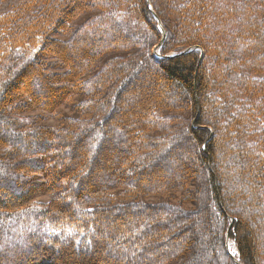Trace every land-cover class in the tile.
I'll return each mask as SVG.
<instances>
[{"label": "trees", "instance_id": "1", "mask_svg": "<svg viewBox=\"0 0 264 264\" xmlns=\"http://www.w3.org/2000/svg\"><path fill=\"white\" fill-rule=\"evenodd\" d=\"M128 2L0 18V264H264V0Z\"/></svg>", "mask_w": 264, "mask_h": 264}, {"label": "rangeland", "instance_id": "2", "mask_svg": "<svg viewBox=\"0 0 264 264\" xmlns=\"http://www.w3.org/2000/svg\"><path fill=\"white\" fill-rule=\"evenodd\" d=\"M23 1L24 0H0V18L5 16L8 11L15 9ZM41 3H42V0H39V5ZM133 3H134V0H129L127 7H125L124 10H126L129 7V5L131 6ZM153 51L155 54H157L159 52L157 48H154ZM261 76H263V78H264V73ZM77 100H78V97L74 96L70 99V101L68 103L60 106L58 109V112L60 113V115H65V116L73 115L74 112L72 110V105L75 104V102H77ZM42 123L45 125L52 126V125L58 124V120L54 116H47L46 118L43 119ZM115 223L118 225L120 224L119 221H116ZM232 246L233 245L231 242V248L233 249V251H235V248H233ZM89 262L92 264H96V263H93L91 261H89ZM235 264H238V263H236V261H235Z\"/></svg>", "mask_w": 264, "mask_h": 264}, {"label": "water", "instance_id": "3", "mask_svg": "<svg viewBox=\"0 0 264 264\" xmlns=\"http://www.w3.org/2000/svg\"><path fill=\"white\" fill-rule=\"evenodd\" d=\"M153 15L155 16V13H153ZM159 24V26L161 27V24L160 23H158ZM196 48V47H195ZM179 53H182V52H179ZM236 261V263H238V264H241V263H239L237 260H235Z\"/></svg>", "mask_w": 264, "mask_h": 264}, {"label": "bare ground", "instance_id": "4", "mask_svg": "<svg viewBox=\"0 0 264 264\" xmlns=\"http://www.w3.org/2000/svg\"><path fill=\"white\" fill-rule=\"evenodd\" d=\"M232 247L235 248L234 245Z\"/></svg>", "mask_w": 264, "mask_h": 264}]
</instances>
